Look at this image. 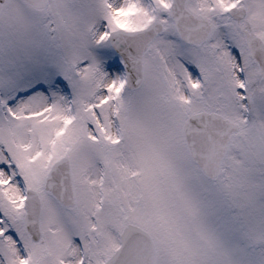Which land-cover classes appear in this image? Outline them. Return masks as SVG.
<instances>
[{"label": "snow or ice", "instance_id": "obj_1", "mask_svg": "<svg viewBox=\"0 0 264 264\" xmlns=\"http://www.w3.org/2000/svg\"><path fill=\"white\" fill-rule=\"evenodd\" d=\"M0 264H264V0H0Z\"/></svg>", "mask_w": 264, "mask_h": 264}]
</instances>
